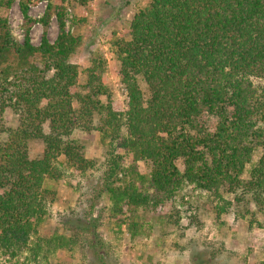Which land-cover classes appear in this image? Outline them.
I'll list each match as a JSON object with an SVG mask.
<instances>
[{"label": "trees", "instance_id": "1", "mask_svg": "<svg viewBox=\"0 0 264 264\" xmlns=\"http://www.w3.org/2000/svg\"><path fill=\"white\" fill-rule=\"evenodd\" d=\"M28 1L19 0L25 20L19 42L8 22L13 0H0L4 261L45 264L58 251L86 249L91 258L84 264H110L96 218L69 235L42 232L57 196L45 181L99 162L113 215L127 206L183 205L193 191L216 219L232 212L264 228L258 220L264 217V0H149L133 14L129 37L110 43L126 96L121 109L113 105L100 53L91 52L86 66L71 61L82 38L66 28L67 0H46L38 18L29 16ZM53 16L58 32L51 42ZM34 22L43 27L37 45L29 35ZM92 132L104 162L86 155L84 137ZM35 140L41 150L32 157ZM176 212L166 225L179 224ZM199 216L190 213L189 225H199ZM137 228L132 222L128 230L134 235ZM259 249L264 264V242Z\"/></svg>", "mask_w": 264, "mask_h": 264}, {"label": "rangeland", "instance_id": "2", "mask_svg": "<svg viewBox=\"0 0 264 264\" xmlns=\"http://www.w3.org/2000/svg\"><path fill=\"white\" fill-rule=\"evenodd\" d=\"M149 0H67L66 28L82 38V44L73 54L71 61L86 66L91 52L105 58L107 70L105 81L113 93V105L121 109L125 104V92L120 83L118 62L111 51V40L116 37H129V24L134 13L147 5ZM46 0L28 1V14L38 18L44 12ZM70 20V21H69ZM8 22L15 40L21 42L25 20L19 0H13L8 10ZM43 27L34 22L30 28L32 44L40 42ZM58 32L56 18L53 16L47 27V37L52 42ZM258 82V80H255ZM7 119L11 116L7 113ZM82 138L81 133L77 134ZM87 157L103 161L95 132L85 137ZM30 155L37 156L41 144L35 140L30 143ZM129 160H127L128 164ZM138 171L145 173L142 162H137ZM105 163L86 172L67 169L63 178L55 182L47 179L45 186L54 188L57 196L50 205V216L42 232L49 236L54 231L69 235L71 229L81 226L90 217L98 221L97 234L105 242L110 264H258L263 259L260 252L264 242V228L256 224L249 226L248 218L236 220L232 212L223 214L219 219L210 214L204 196L189 191L182 205L143 206L131 211L113 215L107 194L101 192L104 180ZM140 182L136 184L140 186ZM231 199V196H225ZM176 207V208H174ZM175 209V210H174ZM179 211L178 225L167 224L169 213ZM199 212V225L190 226L188 215ZM197 214V213H196ZM247 217V216H246ZM258 220L264 221L263 216ZM137 224L138 230L132 235L130 223ZM90 254V253H89ZM87 250L73 252L66 250L53 253L45 264H84L88 258ZM88 257V258H87ZM0 264H24L22 258L14 262Z\"/></svg>", "mask_w": 264, "mask_h": 264}]
</instances>
